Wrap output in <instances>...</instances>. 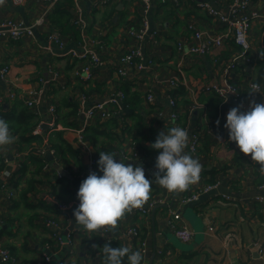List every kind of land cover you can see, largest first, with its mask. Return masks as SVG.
Returning a JSON list of instances; mask_svg holds the SVG:
<instances>
[{
	"label": "crops",
	"instance_id": "obj_1",
	"mask_svg": "<svg viewBox=\"0 0 264 264\" xmlns=\"http://www.w3.org/2000/svg\"><path fill=\"white\" fill-rule=\"evenodd\" d=\"M100 1L59 2L70 15L57 10L59 3L51 6L41 0H27L24 5L6 0L0 6V23L16 19L29 24L42 15L48 19L34 37L0 40V118L29 110L26 100L31 91L43 89L37 106L29 110V114L35 116L36 127L43 123V133L35 136V127L31 131L32 142L25 144L10 130L16 141L6 151H0L3 167L0 171L13 173L14 189L13 199L0 190V247L9 248L19 258V264H40L47 252L45 245L53 234L61 232V227H70L72 222L68 213L67 217L62 215L59 204L74 205L77 197H72V191L76 190L70 179L60 177L61 171L74 178L93 172L102 176L98 161L99 152L103 151L116 153L118 162L121 158L134 167L142 166L146 178L152 181L151 198L143 206L148 212L142 214L139 209L134 210L119 222L114 234L110 233L111 238H118L124 246L141 251L139 240L123 236L129 226L141 229L148 244L142 264H264V255L260 252V249L264 251V175L251 157L242 154L230 141L224 125L233 108L223 112L230 104H224L217 94L205 91L208 85L224 84L229 78L243 95L238 105H232L241 112L249 110L250 100L245 96L249 82L261 84L264 93V79L259 81V74L264 70L261 58L264 20L253 21L249 31L253 63L226 75L223 69L238 51L233 33L198 5L209 2L228 14L233 0H189L180 7L172 0H155L148 18L156 31L163 33L157 40L158 63L140 73L138 79L125 80L117 76L114 64L135 45V40L126 38L125 30L139 22L143 3L141 0H111V5L101 8L97 5ZM250 2L249 13L264 11V0ZM191 19H197L203 32L224 36L223 48L198 56L178 51L179 42L191 41L192 34L187 30ZM50 33L62 37L64 45L56 44L59 53L55 52V43L47 38ZM89 48L100 55L104 64L95 68L94 81L83 83L76 73L83 67L85 62L81 57ZM172 79L179 80L177 87H170L168 82ZM151 89L155 93V106L146 100ZM118 92L124 93V100L118 99ZM82 97L89 99L82 102ZM170 98L177 99L181 110L176 126L188 131L189 141L195 133H200L202 139L196 154H192L188 146L185 149L202 164L201 179L178 195L168 193L155 182L154 168L159 152L150 147L161 131L173 127L152 117L155 109L168 105ZM96 99H112L108 103L115 109V115L105 123L88 125L83 112L86 103ZM255 101L264 103V94ZM51 107L55 108L54 130L49 127L54 118ZM217 121H220L219 127ZM79 134L83 135L82 141ZM53 144L60 147V152L66 150L65 145L71 146L77 154H64L63 162L56 154L53 163L46 160L42 163L40 157L32 153ZM47 163L51 171L44 170ZM215 186L212 191L223 186L237 196L205 193L207 188ZM194 194H199L198 201L184 202ZM153 200L160 201L155 215L156 207H150ZM24 209L33 216L28 227L21 225L17 217L18 211ZM171 211L181 213L182 224L195 232L191 243L180 242L171 231L168 224ZM49 219L57 221L59 227L47 228L45 222ZM209 226L214 227L213 232L209 231ZM96 237L100 236L88 238L77 229L73 256L66 258L63 264H101L103 255L92 254L98 247ZM65 255L66 249L61 257ZM61 257L54 258L51 264H60Z\"/></svg>",
	"mask_w": 264,
	"mask_h": 264
},
{
	"label": "built area",
	"instance_id": "obj_2",
	"mask_svg": "<svg viewBox=\"0 0 264 264\" xmlns=\"http://www.w3.org/2000/svg\"><path fill=\"white\" fill-rule=\"evenodd\" d=\"M49 5H55L64 0H41ZM143 3V11L142 16L139 22L134 26H129L125 30L126 38L135 40V45L121 57H119L114 64L116 68V74L119 78L130 80V79H138L140 77V73L148 70L149 67L155 66L158 63V58L156 55V47L158 45L157 40L160 39L163 35L161 31H154L151 35H149V31L151 29V21L148 18V13L151 8L153 1L155 0H141ZM186 1L189 0H172L176 7H180ZM14 5H24L27 0H12ZM112 4L111 0H101L98 2V6L103 8ZM250 0H233L231 4V10L228 14H225L214 7L211 6L209 2H201L198 7L203 11H206L210 18H212L215 22L219 23L221 26L227 27L233 33V40L237 47V53L231 58L230 62L224 67L223 72L226 75H231L233 71L237 69L251 65L253 60L251 58V44L249 41V31L251 28V24L255 20H264V11L258 12L253 11L250 12L251 9ZM47 16L42 15L41 17L34 20L32 23H25L23 21H19L16 19H7L6 21L0 23V40H15L20 41L24 36L34 37L35 32L37 30L43 29V27L47 23ZM79 23V20L76 21ZM187 30L192 34L191 41L185 39L183 42H179L177 45L178 51L188 52L190 55H207L211 52L221 49L224 46V36H212L211 34L203 32L199 29L197 19H191L187 23ZM50 42L55 44H59L61 47L64 45L61 35L58 33H50L47 36ZM77 53H74V56H77ZM84 60V65L81 69H79L76 75L81 78L83 83H89L95 80V68L100 67L104 64L103 59L100 57L96 51L89 48L88 52L84 53L81 57ZM7 73V69L4 70ZM136 81V80H135ZM170 87H177L179 85V80L172 79L169 82ZM258 83L256 81L249 82L246 88V98L251 99L248 95V91L250 90V86L252 84ZM260 91H263V87L260 84ZM205 91L212 92L217 94L224 104L230 105H238L240 101L243 99V95L238 85L231 81L229 78L225 79L224 84H211L205 88ZM43 89H35L31 91L29 98L26 100V106L30 111L34 110L38 104L39 97L41 96ZM261 93H256L254 98H256ZM13 98L15 96L11 95ZM117 97L120 100L125 99V95L123 92H118ZM89 98L82 97V102L87 101ZM103 100L100 103L93 104L91 106L89 103H95L97 101H89L86 103V109L83 112L85 120L88 125L97 124V123H105L106 121L111 120L115 115V109H112L109 106V101L112 99H101ZM147 102L151 106H155V93L151 89L147 92L146 96ZM194 107L193 109H195ZM50 112L54 115L53 121L49 124L50 129H55V108L51 107ZM181 115V110L178 105L177 99L170 98L168 101V105L164 108H157L152 114L153 119L156 121L176 126L179 122ZM220 122V121H219ZM43 123H39L35 128L34 134L37 136L38 134H42L43 131ZM81 141L83 140V135L79 134ZM201 134L195 133L191 136L190 141L188 143V149L192 154H196L198 152L199 147L201 146ZM51 152L54 156L56 153L49 146H43L32 153H36L38 157H45L46 153ZM21 155V154H20ZM18 155V157L20 156ZM91 169H93V165H91ZM45 171H51L52 168L49 164H45ZM155 172V168H154ZM91 174V173H90ZM89 174V175H90ZM89 175H82L81 178L86 179ZM62 178V176H60ZM3 180L4 182H2ZM13 173L7 170L0 171V190L3 191L9 199L14 198V189H13ZM215 187H209L206 189L205 193H209ZM229 199V198H228ZM227 199V200H228ZM199 200V194H194L186 197L184 202H196ZM230 200V199H229ZM160 203L159 200H153L150 203L151 208H155L156 205ZM76 204V203H75ZM74 204V205H75ZM74 205L67 204H59L60 210L64 217H67L68 211ZM140 213L146 214L148 211L145 208L139 209ZM170 218L168 220L169 227L175 237L184 244L191 243L195 238V232L183 225V216L179 212H170ZM45 226L47 228L52 229L53 227H59L57 221L54 219H49L45 222ZM210 232L214 231V227H208ZM61 232L54 233L52 236L51 242H48L45 247L47 252L43 255L40 264H51L54 258L59 257V249L61 246L66 248L67 258L72 257L74 253V233L77 231H69V227H61ZM68 232L66 235L65 233ZM139 229L137 226H129L123 231V236L126 239H137L140 241V249L142 254H145L148 249L147 241H142L138 238ZM105 242L108 243L112 241L110 233L105 234ZM258 247V245H257ZM260 252L264 255V251L260 249ZM67 259L64 260L66 262ZM0 264H19V258L14 255L11 250L7 247H0Z\"/></svg>",
	"mask_w": 264,
	"mask_h": 264
},
{
	"label": "clouds",
	"instance_id": "obj_3",
	"mask_svg": "<svg viewBox=\"0 0 264 264\" xmlns=\"http://www.w3.org/2000/svg\"><path fill=\"white\" fill-rule=\"evenodd\" d=\"M5 2L0 0V6ZM261 58L264 59V55ZM260 87L259 83L250 86L249 110L231 109L224 127L228 130L230 141L242 154L250 156L253 164L259 167L260 174L264 175V103H257L252 98L256 93L264 94ZM219 123L217 121L218 127ZM15 141L9 123L0 118V151H6ZM188 143V131L173 126L161 131L155 143L150 145L159 152L155 163V182L170 194L183 193L201 179L203 166L198 159L185 152ZM99 155L98 166L103 175L93 172L81 183L77 194L80 203L74 211L77 229L88 238L114 234L126 215L143 208L152 191V181L146 178L142 166L134 167L121 158L118 162L116 153L101 151ZM107 240L108 243L100 249L103 264H125V259L127 264H142L144 261L140 250L133 251L124 245L113 248Z\"/></svg>",
	"mask_w": 264,
	"mask_h": 264
},
{
	"label": "trees",
	"instance_id": "obj_4",
	"mask_svg": "<svg viewBox=\"0 0 264 264\" xmlns=\"http://www.w3.org/2000/svg\"><path fill=\"white\" fill-rule=\"evenodd\" d=\"M57 10L61 11V13L70 15V11H67L64 7V4L59 3L57 6ZM264 79V70L261 71V73L259 74V81H263ZM1 117V114H0ZM3 119H5L8 123H9V127L10 130L13 132V134L15 136H18V141L21 143H25V144H30L33 140V137L31 135V131H33V129L36 127V125L33 123V120L35 119V116L33 114H29V110L24 109L18 113H14L11 114L7 117L2 116ZM57 139H60L59 136L57 135ZM51 149H55V153L57 154L59 161L62 160V162L65 159H62V157H64V154L69 153L73 156H75L77 154V152L71 147V146H66L65 148L66 150L60 152V147L56 146L55 144L51 145L50 147ZM58 152V153H57ZM40 162L45 163V158L41 157L40 158ZM3 167L0 166V169H2ZM76 191H72V197L76 198ZM138 238H140V240L144 241L145 239V235L143 234L142 230L139 229V234H138ZM97 239V243H98V247L97 249H94L92 251L93 256L97 255V254H102V252H100V249L103 248L104 244L106 243L105 238H101V237H96ZM118 238H112L111 241V246L113 248H118L119 246L123 245L122 242L118 241ZM51 242V241H49ZM66 249L64 246H61L59 249V256L61 257L63 254V250ZM67 252L65 257H61L60 258V264L64 263V260L67 258ZM104 258H102L103 260ZM101 264H103V261L101 262Z\"/></svg>",
	"mask_w": 264,
	"mask_h": 264
},
{
	"label": "water",
	"instance_id": "obj_5",
	"mask_svg": "<svg viewBox=\"0 0 264 264\" xmlns=\"http://www.w3.org/2000/svg\"><path fill=\"white\" fill-rule=\"evenodd\" d=\"M154 31H156V27L153 25V23H152V25H151V29H150V31H149V35H151ZM54 46V48H55V52L56 53H59V50H57V48H56V44L55 45H53ZM0 76H1V74H0ZM103 100H101V99H97V101L95 102V103H92V104H89L88 105V107L89 106H91V105H93V104H96V103H100V102H102ZM227 108H234L232 105H229V107L227 106L226 108H224V110H223V112H225V109H227ZM241 111V110H240ZM223 131H224V127H223ZM222 137H224V136H222ZM45 159H46V161L48 162V163H53L54 162V160H55V156L51 153V152H48V153H46V155H45ZM61 173H62V176L63 177H65V178H68V179H70L71 181H72V183H73V185H74V188H75V190H76V193L78 194V190H79V188H80V186H81V183L85 180L84 178H74L73 176H71V175H69L66 171H61ZM211 192V191H210ZM217 192H219L220 194H222V195H227V196H229V194H231V196H233V197H236L237 196V194L236 193H230L229 192V190L228 189H226L225 187H223V186H219L218 188H217V191H212L211 192V195L212 196H217ZM79 203H80V201H79V199H78V196H77V199H76V204L68 211V214L70 215V217H71V219H72V222H71V226L69 227V230H68V232L69 231H75V229H76V225H75V217H74V211L79 207ZM156 209H157V207L154 209V212H153V215H155V211H156ZM68 232H66L65 233V235L68 233ZM125 264H127V260L125 259ZM152 264V263H151Z\"/></svg>",
	"mask_w": 264,
	"mask_h": 264
},
{
	"label": "rangeland",
	"instance_id": "obj_6",
	"mask_svg": "<svg viewBox=\"0 0 264 264\" xmlns=\"http://www.w3.org/2000/svg\"><path fill=\"white\" fill-rule=\"evenodd\" d=\"M62 178H65L62 176ZM15 201V200H14ZM23 207V206H22ZM32 213H29L27 210H19L17 213L18 221L21 223V225L28 227V222L32 220L31 218L33 216H30Z\"/></svg>",
	"mask_w": 264,
	"mask_h": 264
}]
</instances>
